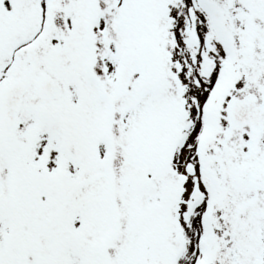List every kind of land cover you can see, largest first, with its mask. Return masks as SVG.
I'll use <instances>...</instances> for the list:
<instances>
[{
  "label": "snow or ice",
  "instance_id": "6c2138e0",
  "mask_svg": "<svg viewBox=\"0 0 264 264\" xmlns=\"http://www.w3.org/2000/svg\"><path fill=\"white\" fill-rule=\"evenodd\" d=\"M0 264H264V0H0Z\"/></svg>",
  "mask_w": 264,
  "mask_h": 264
}]
</instances>
